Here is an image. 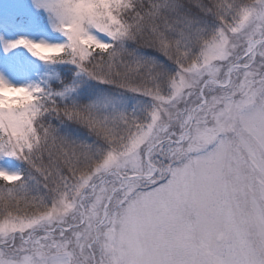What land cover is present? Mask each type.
Segmentation results:
<instances>
[{
    "label": "snow or ice",
    "instance_id": "obj_1",
    "mask_svg": "<svg viewBox=\"0 0 264 264\" xmlns=\"http://www.w3.org/2000/svg\"><path fill=\"white\" fill-rule=\"evenodd\" d=\"M0 264H264V0L0 3Z\"/></svg>",
    "mask_w": 264,
    "mask_h": 264
},
{
    "label": "rangeland",
    "instance_id": "obj_2",
    "mask_svg": "<svg viewBox=\"0 0 264 264\" xmlns=\"http://www.w3.org/2000/svg\"><path fill=\"white\" fill-rule=\"evenodd\" d=\"M1 2H4V0H0Z\"/></svg>",
    "mask_w": 264,
    "mask_h": 264
}]
</instances>
